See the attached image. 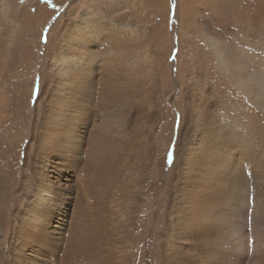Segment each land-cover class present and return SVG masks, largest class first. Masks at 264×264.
Segmentation results:
<instances>
[{"label": "bare ground", "instance_id": "obj_1", "mask_svg": "<svg viewBox=\"0 0 264 264\" xmlns=\"http://www.w3.org/2000/svg\"><path fill=\"white\" fill-rule=\"evenodd\" d=\"M36 11L25 9L23 15L41 31L48 15ZM74 13L80 24L55 37L57 45L49 50L54 78L40 70L43 83L35 105L23 113L12 103L8 112L13 114L7 116L0 99V121L12 126L0 139V264H264V139L256 134L252 114L243 107L218 111L219 99L212 101L211 92L192 86V120L185 135L188 115L183 113L176 168L166 187L157 190L163 198L152 205L156 163L143 115L154 107V101L149 105L153 89L130 59L132 49L139 48L128 42L134 27L125 16L95 20L87 8ZM9 16L10 5L2 4L0 77L17 37L15 32L6 42ZM210 42L218 63L227 68L219 42ZM105 44L109 57L99 55ZM47 79L53 85L49 94ZM235 85L251 101L258 99L250 80L239 75ZM139 88L142 105H136ZM23 136L28 138L23 159L18 153L17 162L2 169L17 155L13 145ZM144 142L146 157L138 164L132 153ZM18 161L23 179L16 177ZM149 161L142 185L134 187L133 201L126 204L138 170L146 171ZM133 162L138 168L124 178L120 172ZM117 183L124 185V204L115 198ZM7 199L15 210L4 212Z\"/></svg>", "mask_w": 264, "mask_h": 264}, {"label": "rangeland", "instance_id": "obj_2", "mask_svg": "<svg viewBox=\"0 0 264 264\" xmlns=\"http://www.w3.org/2000/svg\"><path fill=\"white\" fill-rule=\"evenodd\" d=\"M72 1L52 0V4L55 5L53 8L45 0H0V8L2 4L10 5V16L4 30L6 42L11 43V35L15 32L17 34L11 61L0 77V99L3 101V110L7 111V116L13 114L12 111L8 112L12 103L23 113L29 111L28 105H35L39 95L37 96L33 90L37 89L40 93L43 83L40 70H43V73L46 70L47 76L54 78L51 74L50 51L57 45L55 37L59 38L60 30L61 33L65 30L71 32L75 24H80L78 14L74 12L80 11L81 15L87 8L91 12L89 18L96 16V20L104 16L122 20L120 17L125 16L124 18L134 27L128 35V42L131 41L134 47L139 44V48L132 49L129 53L130 59L138 63L142 77L149 81L153 89L149 105L154 101V107L151 109L149 106L143 115L149 121L146 123V135L152 149L151 159L153 158L156 163L153 169L154 184L149 193L152 205H156L163 198V194H157V190L166 187L173 168H176L173 164L183 113L187 112L188 115L182 127L185 135L189 126L188 119L192 120L190 108L193 107L191 99L195 93L192 94V86L195 88L199 85L202 93L211 92L212 101L219 99L221 108H217L218 111L226 106L247 108L248 113L252 114L258 124L256 134L264 139V0H78L76 5H73ZM71 4L74 8L69 11ZM5 8L2 7L4 12L7 11ZM25 9L32 14L36 10L47 13L48 18L41 31L38 26L27 23V17L23 15ZM0 27L2 28V25ZM50 33L54 39L46 49L45 43ZM210 38L219 42L218 47L223 51L222 57L228 62L227 68L218 63L216 50L211 45ZM107 47L109 46L105 44L98 49L101 57H109ZM18 49L21 55H18ZM239 75L250 80L255 89L254 96L258 99L251 101L247 94L235 85L236 76ZM45 87L48 94L50 89H53L48 79ZM23 93L25 101L21 100ZM136 94L138 95L136 105H142L143 90L139 88ZM35 115H40L39 108ZM11 131L12 126L8 127L7 123L4 125L1 119L0 139L7 137ZM156 133H159L160 138L157 144L153 142L157 139ZM23 138L13 145L14 153L17 155L13 160L3 163L2 169L14 165L18 160V153L19 159H23L25 143L28 141L26 136ZM146 145L144 142L140 151L132 153L138 164L146 157ZM172 149L174 159L171 157ZM136 162L129 164L120 172L124 178L130 170L138 168ZM20 163L16 168V177L23 179L24 177L20 175L23 174L24 167ZM150 168L151 161L147 164L146 171L138 170L140 176L138 181L133 183L134 186L127 191L129 196L126 204L129 202L131 204L134 187L139 188L142 185V177ZM133 173L131 172L130 176H133ZM20 186H16L14 191L11 189L10 200L17 195ZM117 186L119 189L114 192L115 198L123 203L126 197L124 185L117 183ZM9 199L1 204L4 212L8 210L11 212L13 208L15 210L12 203L9 204ZM116 202L115 199L112 204Z\"/></svg>", "mask_w": 264, "mask_h": 264}, {"label": "snow or ice", "instance_id": "obj_3", "mask_svg": "<svg viewBox=\"0 0 264 264\" xmlns=\"http://www.w3.org/2000/svg\"><path fill=\"white\" fill-rule=\"evenodd\" d=\"M45 2L50 4L53 8H55V5L52 4V0H45ZM33 91L36 93L37 96L39 95V92L37 89H34ZM171 157L172 159H174V149L171 150Z\"/></svg>", "mask_w": 264, "mask_h": 264}]
</instances>
